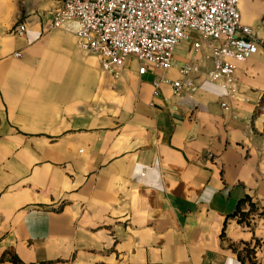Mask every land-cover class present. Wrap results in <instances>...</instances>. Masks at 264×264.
<instances>
[{"label": "crops", "instance_id": "obj_1", "mask_svg": "<svg viewBox=\"0 0 264 264\" xmlns=\"http://www.w3.org/2000/svg\"><path fill=\"white\" fill-rule=\"evenodd\" d=\"M61 1L0 0V264H237L253 238L264 264V218L230 216L245 195L264 207V0L238 1L259 47L232 86L194 74L184 97L153 92L176 67L102 69L73 22L50 27ZM203 53L175 57L205 70Z\"/></svg>", "mask_w": 264, "mask_h": 264}, {"label": "built area", "instance_id": "obj_2", "mask_svg": "<svg viewBox=\"0 0 264 264\" xmlns=\"http://www.w3.org/2000/svg\"><path fill=\"white\" fill-rule=\"evenodd\" d=\"M238 1L62 0L49 25L59 28L73 22L77 46L98 56L102 69L115 78L122 75L128 58L140 63L139 73L149 66L160 70L176 67L180 76H156L153 92L157 94L160 85L169 82L173 95L184 97L198 90L194 74L230 88L235 81V63L258 50L255 29L240 22ZM11 31L23 36L26 26L17 22ZM184 40L204 51L209 68L202 70L195 61L176 60L177 44ZM221 105L226 107L224 102Z\"/></svg>", "mask_w": 264, "mask_h": 264}, {"label": "trees", "instance_id": "obj_3", "mask_svg": "<svg viewBox=\"0 0 264 264\" xmlns=\"http://www.w3.org/2000/svg\"><path fill=\"white\" fill-rule=\"evenodd\" d=\"M230 216L235 217L238 222L251 225L254 217L264 218V207L255 201L250 195L240 198ZM260 240L253 238L249 241H240L234 245L233 249L237 254V264H258L257 251L260 248ZM9 258L15 264H22L20 259L13 253H9ZM42 264V263H34Z\"/></svg>", "mask_w": 264, "mask_h": 264}]
</instances>
